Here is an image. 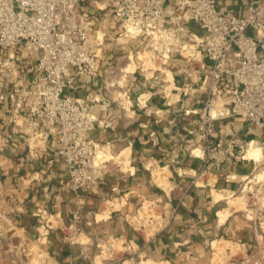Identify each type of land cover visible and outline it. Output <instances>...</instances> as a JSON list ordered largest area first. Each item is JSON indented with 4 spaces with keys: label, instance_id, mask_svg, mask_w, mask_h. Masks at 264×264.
<instances>
[{
    "label": "built area",
    "instance_id": "obj_1",
    "mask_svg": "<svg viewBox=\"0 0 264 264\" xmlns=\"http://www.w3.org/2000/svg\"><path fill=\"white\" fill-rule=\"evenodd\" d=\"M80 75L101 77L102 89L77 95ZM134 77L143 88L136 96L128 89ZM0 83L12 130L38 138L28 156L44 150L46 166L65 162L61 188L79 202L93 195L111 202V209L120 206L121 196H104L102 186L111 172H132V147L102 140L95 131L117 129L119 108L128 114L136 104L153 113L149 100L160 94L187 126L175 133L192 137L189 152L203 161L194 176L210 184L208 173L233 158L253 167L243 181L253 175L264 186V0L247 14L224 11L216 0H0ZM110 90L118 92L115 98ZM221 122L238 127L224 134ZM151 136L159 141L156 131ZM49 141L57 145L55 156L47 151ZM258 148L259 157L250 154ZM166 188L168 201L146 198L148 208L161 213V229L176 211L174 192L180 200L188 192L174 181ZM144 207L143 199L128 221ZM101 209L78 208L68 223L59 212L36 208L39 224L24 248L26 263L62 264L49 247L55 230L76 246L74 260L87 259L89 230L110 213ZM116 239L139 247L135 238Z\"/></svg>",
    "mask_w": 264,
    "mask_h": 264
},
{
    "label": "crops",
    "instance_id": "obj_2",
    "mask_svg": "<svg viewBox=\"0 0 264 264\" xmlns=\"http://www.w3.org/2000/svg\"><path fill=\"white\" fill-rule=\"evenodd\" d=\"M258 1L216 0L222 10L240 14H247ZM2 85L4 83H0V91ZM102 87L101 77L80 75L75 93L84 96L89 91L97 93ZM128 89L133 96L143 90L135 77L130 80ZM112 104L120 107L119 101ZM149 104L153 113L136 104L128 114L119 108L120 124L117 129L106 133L95 131V135L102 140L122 146L131 144L134 161L129 175L114 171L107 176L102 186L104 196L123 198L120 197L118 208L107 210L109 215L97 221L89 234L91 237L120 235L134 238L127 222L128 216L138 211L144 198L168 201L170 195L166 186L174 181L188 187V192L182 200L179 199V190L174 192L171 203L176 205V211L170 223L146 243L148 250L153 257L173 264H202L210 238L229 229L228 223L232 225V220L237 217L228 214L222 219L225 209L218 212V203L226 194L216 199L214 191L238 190L243 176L250 173L253 167L241 160L228 158L208 173L210 184L204 178H197L194 175L201 169L203 161L189 152L188 142L193 138L175 133L178 127L185 130L186 124L180 122L175 111L172 112L163 95H154ZM158 108L163 111L156 114ZM7 109L8 103L0 102V264H28L29 255L24 248L37 234L39 218L34 214L36 208L59 212L69 223L78 208L82 211L90 208L100 210L103 202L99 196L93 195H86L79 202L73 192L63 190L61 182L67 174L66 163L56 160L53 166H46L48 157L44 150L37 156H28L27 149L38 144V138L13 131ZM220 125L224 134L238 127L228 122H221ZM153 131L159 136L158 142L151 136ZM46 146L47 151L55 156L56 143L49 141ZM142 156L149 159V163L142 161ZM227 174H231V179H226ZM115 186L116 190L113 189ZM49 247L62 264L74 260L76 246L65 242L60 230L53 232ZM74 262L80 263L76 259Z\"/></svg>",
    "mask_w": 264,
    "mask_h": 264
},
{
    "label": "rangeland",
    "instance_id": "obj_3",
    "mask_svg": "<svg viewBox=\"0 0 264 264\" xmlns=\"http://www.w3.org/2000/svg\"><path fill=\"white\" fill-rule=\"evenodd\" d=\"M107 92L114 98L118 94L112 90ZM250 178L253 179L251 182L247 178L241 181L242 184L235 193H227V198L218 203V212L227 208L229 214L237 217L232 220V225L228 223L229 229L213 234L210 238L202 264H264V186L259 188L253 175ZM114 203L117 206L119 204L118 201ZM108 204L111 202L103 204L101 210L104 211L105 206L111 208ZM144 205L146 206L141 208L139 215L127 221L134 232V238L139 242L138 248L116 239L120 235L92 237L89 238L92 239L89 256L85 260L80 258L79 264H173L153 257L148 250L146 243L153 234L161 230L163 224L161 213L149 209L146 198ZM159 208L165 211L164 207Z\"/></svg>",
    "mask_w": 264,
    "mask_h": 264
},
{
    "label": "bare ground",
    "instance_id": "obj_4",
    "mask_svg": "<svg viewBox=\"0 0 264 264\" xmlns=\"http://www.w3.org/2000/svg\"><path fill=\"white\" fill-rule=\"evenodd\" d=\"M250 154H254L255 156H257V157H259L260 156V150H259V148L258 149H254V150H251V152H250ZM247 191H249V190H247ZM227 193H230V192H220V191H217V193H215L214 194V197L217 199V198H220V197H222V196H224V194H227ZM246 198V197H245ZM235 199H237L238 200V198H235ZM241 199V198H240ZM230 201V200H229ZM236 202V201H235ZM238 204V203H237ZM236 204V205H237ZM147 205V204H146ZM145 205V206H146ZM108 210H111V208H108ZM229 214V212H227V208H225V210H224V214H223V217L224 216H227Z\"/></svg>",
    "mask_w": 264,
    "mask_h": 264
}]
</instances>
